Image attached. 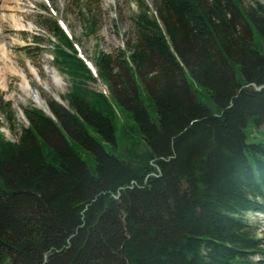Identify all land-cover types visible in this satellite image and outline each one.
<instances>
[{
	"label": "trees",
	"instance_id": "trees-1",
	"mask_svg": "<svg viewBox=\"0 0 264 264\" xmlns=\"http://www.w3.org/2000/svg\"><path fill=\"white\" fill-rule=\"evenodd\" d=\"M135 1L125 49L96 56L116 101L93 102L74 85L67 107L49 101L55 119L26 108L17 140L0 132V264H264V238L247 218L264 213V138L246 131L264 127V87L254 86H264V4ZM98 23L91 10L87 34ZM47 24L56 66L94 80L58 22ZM121 108L153 163L106 148L118 146L117 122L129 126Z\"/></svg>",
	"mask_w": 264,
	"mask_h": 264
},
{
	"label": "rangeland",
	"instance_id": "rangeland-1",
	"mask_svg": "<svg viewBox=\"0 0 264 264\" xmlns=\"http://www.w3.org/2000/svg\"><path fill=\"white\" fill-rule=\"evenodd\" d=\"M144 1L152 6L153 0ZM246 1H259L264 4V0ZM91 10L97 15L99 23L97 33L89 35L85 18ZM138 11L135 0H0V132L5 138L17 140L21 126L28 125L24 109H44L37 106L31 93L37 94L49 109L51 100L68 105V96L74 85L80 86L81 92L93 102L99 99L96 97L97 93L105 94L114 102L109 84L99 77L96 56L103 52L119 57V51L126 47V39L133 37V17ZM49 17H53L72 37L76 55L87 62L94 80L82 76L73 78L56 66L52 43L56 38L49 35ZM36 35L42 39L39 43L34 37ZM234 67L237 78L242 81L238 65ZM137 79L143 87L140 78ZM195 88L200 99L213 110H217L216 104L198 84H195ZM144 98L152 117L156 118L151 101ZM116 110L119 111L117 107ZM11 113L14 120L9 119ZM120 113L118 115L121 118L128 120L124 115L125 111ZM128 122V127L117 122L118 146L115 148L104 143L106 148L120 157L134 161L137 166L153 163L149 147L138 130L131 126V119ZM263 129L264 127L257 128L249 123L246 131L250 140L254 141L264 138ZM98 138L102 141L99 136ZM73 144L93 170L95 160L90 151L76 142ZM50 160L53 161L52 158ZM247 218L258 227L259 236L264 238V214L250 212ZM260 257L261 255H256L254 258L257 260Z\"/></svg>",
	"mask_w": 264,
	"mask_h": 264
},
{
	"label": "bare ground",
	"instance_id": "bare-ground-1",
	"mask_svg": "<svg viewBox=\"0 0 264 264\" xmlns=\"http://www.w3.org/2000/svg\"><path fill=\"white\" fill-rule=\"evenodd\" d=\"M208 94V93H207ZM33 95L34 101L36 102L37 106L44 108L47 112L51 113V110L49 109L48 105L43 102L39 97H37V94L34 95V93H31Z\"/></svg>",
	"mask_w": 264,
	"mask_h": 264
},
{
	"label": "water",
	"instance_id": "water-1",
	"mask_svg": "<svg viewBox=\"0 0 264 264\" xmlns=\"http://www.w3.org/2000/svg\"><path fill=\"white\" fill-rule=\"evenodd\" d=\"M254 86H255V88H256L257 90H261V89L264 87V86H257V85H254ZM66 107H67V106H66ZM44 112H45L46 114H48V115H50V116H52V117L54 118L52 112L49 113V112H47L46 110H44Z\"/></svg>",
	"mask_w": 264,
	"mask_h": 264
}]
</instances>
